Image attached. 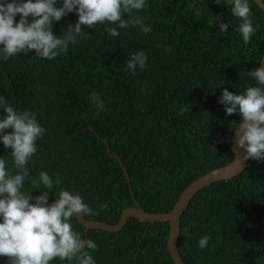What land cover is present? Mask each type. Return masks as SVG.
<instances>
[{
    "label": "trees",
    "instance_id": "16d2710c",
    "mask_svg": "<svg viewBox=\"0 0 264 264\" xmlns=\"http://www.w3.org/2000/svg\"><path fill=\"white\" fill-rule=\"evenodd\" d=\"M249 5L259 27L248 45L231 26L222 34L209 26L214 16L236 24L224 3L148 0L138 13L151 25L148 34L129 28L109 37L98 26L82 29L79 43L54 60L34 52L0 60V95L34 111L46 129L30 171L59 174L62 186L79 191L92 207L105 204L99 215L86 216L90 220L117 223L134 196L147 211H170L193 180L234 159L225 136L240 116L225 115L218 97L224 87L251 86L245 73L260 67L264 10L255 0ZM76 19L70 13L53 31ZM141 49L147 66L132 75L124 61ZM92 91L105 103L99 115L88 99ZM182 107L188 110L180 113ZM9 151L0 144V155ZM54 198L50 193L49 201ZM72 222L97 243L96 264H176L168 221L130 217L119 231L89 229L87 236L76 217ZM202 235L210 236L205 249L197 247ZM178 249L185 264H264V162L249 160L236 176L195 194L181 219ZM0 264L7 257L0 256Z\"/></svg>",
    "mask_w": 264,
    "mask_h": 264
},
{
    "label": "clouds",
    "instance_id": "9594fccd",
    "mask_svg": "<svg viewBox=\"0 0 264 264\" xmlns=\"http://www.w3.org/2000/svg\"><path fill=\"white\" fill-rule=\"evenodd\" d=\"M215 3L230 7L237 22L235 25L229 20L221 22L219 16H214L209 26L218 25L221 34L231 26L243 44L248 45L259 27L254 23L249 0H215ZM57 4L58 0H0V60L32 52L40 60H54L79 43L86 35L82 29L104 26L109 37H119L121 30L129 28H139L144 34L152 31L151 25L144 22L146 17L138 15L148 6V0H59ZM70 13H75L77 19L68 23L65 31L55 33L53 26ZM197 14H200L198 9ZM148 60L141 49L132 52L124 63L135 75L137 69L146 68ZM245 74L253 81L251 86L240 92L222 88L218 103L223 105L225 115L240 116L231 142L244 149L245 160L262 163L264 67H255ZM88 99L97 115L105 111L100 93L92 91ZM186 110L182 107L180 113ZM235 127L232 122L230 129ZM45 133L34 111L16 108L0 95V144L10 149L7 156L0 155V256L7 257V264H55L56 261L96 264L92 253L97 250V243L77 230L72 220L97 216L106 205L99 203L92 207L79 191L63 187L59 174L43 169L38 173L30 171L38 141ZM33 190H39V195H32ZM50 193L55 197L51 204ZM209 240V235H202L197 247L205 249Z\"/></svg>",
    "mask_w": 264,
    "mask_h": 264
},
{
    "label": "water",
    "instance_id": "95a60500",
    "mask_svg": "<svg viewBox=\"0 0 264 264\" xmlns=\"http://www.w3.org/2000/svg\"><path fill=\"white\" fill-rule=\"evenodd\" d=\"M260 7L264 10V0H255ZM260 67H264V54L260 61ZM239 122L236 124V127L234 128L232 133H228L225 138L230 143L232 147V151L234 153V159L229 162L226 165H222L220 167L214 168L212 170H209L205 172L200 177L193 180L185 189L182 191L179 199L173 206V208L170 211L167 212H150L145 210L138 200H136L134 194L135 203L133 205H130L126 208H124L121 212L120 219L117 223H107L100 220H90L85 217H78L77 220L83 224L86 227L85 233L87 236V233L89 229H102L105 231H119L121 230L128 222L130 217H136L142 221H150V222H166L168 221L170 224L169 228V236H168V248L171 252V255L175 261L176 264H185L180 251L178 249V240L179 235L181 232V219L185 212V210L188 208L191 200L195 196V194L202 189L203 187L224 179H230L234 176H236L238 173H240L248 164L249 160L244 159V149L239 148L235 145V143L231 142L235 139L236 131L238 130ZM107 143V142H106ZM108 145V143H107ZM108 150L110 151L109 145ZM114 157H117L120 159L121 163H123V160L120 155L118 154H112ZM126 170V175L129 179V173L128 170ZM130 183V179H129ZM52 201H49V204H51ZM88 237V236H87Z\"/></svg>",
    "mask_w": 264,
    "mask_h": 264
}]
</instances>
